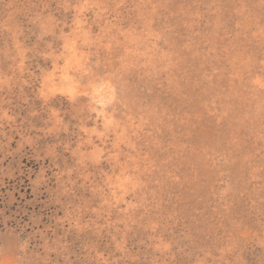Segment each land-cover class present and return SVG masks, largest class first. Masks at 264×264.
Returning <instances> with one entry per match:
<instances>
[{
	"label": "rangeland",
	"instance_id": "rangeland-1",
	"mask_svg": "<svg viewBox=\"0 0 264 264\" xmlns=\"http://www.w3.org/2000/svg\"><path fill=\"white\" fill-rule=\"evenodd\" d=\"M0 264H264V0H0Z\"/></svg>",
	"mask_w": 264,
	"mask_h": 264
},
{
	"label": "clouds",
	"instance_id": "clouds-1",
	"mask_svg": "<svg viewBox=\"0 0 264 264\" xmlns=\"http://www.w3.org/2000/svg\"><path fill=\"white\" fill-rule=\"evenodd\" d=\"M22 251H23L22 249L17 248V254H18V255H21V254H22Z\"/></svg>",
	"mask_w": 264,
	"mask_h": 264
}]
</instances>
